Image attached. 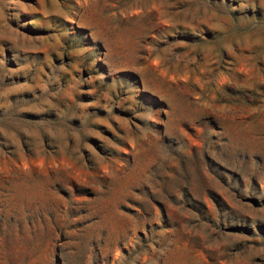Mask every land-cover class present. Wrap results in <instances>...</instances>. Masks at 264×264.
<instances>
[{
  "label": "rangeland",
  "instance_id": "rangeland-1",
  "mask_svg": "<svg viewBox=\"0 0 264 264\" xmlns=\"http://www.w3.org/2000/svg\"><path fill=\"white\" fill-rule=\"evenodd\" d=\"M0 264H264V0H0Z\"/></svg>",
  "mask_w": 264,
  "mask_h": 264
}]
</instances>
